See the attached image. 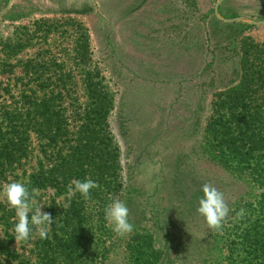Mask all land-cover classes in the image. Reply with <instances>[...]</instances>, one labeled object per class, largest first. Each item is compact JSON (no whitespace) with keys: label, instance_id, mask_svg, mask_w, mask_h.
<instances>
[{"label":"rangeland","instance_id":"374dc122","mask_svg":"<svg viewBox=\"0 0 264 264\" xmlns=\"http://www.w3.org/2000/svg\"><path fill=\"white\" fill-rule=\"evenodd\" d=\"M8 1L0 0V10ZM218 1L13 0L0 15V109L4 100L15 102L5 87L15 96L38 90L36 70H44L50 79L41 82L43 96L60 72L70 87L62 106L72 143L98 130L97 138L106 141L110 135L117 148L107 165V155L96 151L85 167L97 176L94 162L103 165L99 177H104L105 191H90L87 199L74 196L85 200V226L93 241L80 264H146L150 237L161 264H235L233 229L247 224L240 221L253 210L248 203L257 207L263 188L219 160L207 130L217 93L240 79L244 49L251 42L264 43V23L251 22L264 21V0H222L220 16L232 21L216 15ZM92 81L113 98L104 123L97 120L100 108L92 104ZM40 162L48 163L33 132L29 156L0 188L26 184ZM205 183L221 191L229 207L219 231L196 211ZM112 197L129 209L134 227L124 236L105 221L104 208ZM66 198L67 192L38 189L31 202L47 212L52 200ZM0 203L10 208L2 197ZM39 230L33 226L28 240L16 242L33 264Z\"/></svg>","mask_w":264,"mask_h":264},{"label":"trees","instance_id":"16d2710c","mask_svg":"<svg viewBox=\"0 0 264 264\" xmlns=\"http://www.w3.org/2000/svg\"><path fill=\"white\" fill-rule=\"evenodd\" d=\"M87 49L88 42L85 41L84 53ZM242 59L238 82L218 92L213 101L212 120L207 132L219 160L234 173L247 175L263 188L257 207L248 203L250 210H253L245 221H240L247 224L244 227L235 226L233 233L237 238L234 242L237 252L235 264H264V43H249L242 53ZM36 72L38 90L25 89L15 96L11 89L4 88L5 94L15 99V102L4 100L5 104L0 109V185L29 156L31 134L34 132L48 163L40 162V168L30 175L25 184L30 197L35 195L36 190L47 188H54L58 194H64L73 180L78 178L82 181L90 176L98 185L90 191L104 192L107 188L102 185L104 177H99L103 174V165L97 160L94 162L97 176L91 173L92 169L85 167L91 166V160L97 157L93 153L96 151L107 155L106 165L111 161L109 156L117 151L112 138L108 135L104 141L103 136L97 138L98 130H89L88 135L74 139L75 143H72L70 122L62 106V101L70 91L63 73L58 72V81L46 84L50 90L40 96L45 86L41 82L50 78L44 77V70ZM99 84L92 81L89 93L92 104L100 108L97 120L101 123L103 119L104 123L113 98L106 89L100 90ZM89 125L86 124L87 128ZM117 166L115 161V171ZM65 202L54 199L46 208L53 216V222L49 225L46 238L39 237L35 243L36 264H80L84 254L91 250L89 229L85 226V200L73 197L70 206L63 208ZM14 216L13 209L0 203V222L5 226V236L0 237V264H33L31 258L16 246ZM90 241L93 242L92 237ZM147 242L145 247L148 251L152 249V254L146 264H161L162 255L159 250L153 249L151 237ZM148 251L143 248L145 254ZM241 251L245 252L244 257L240 256ZM141 258L139 256L136 263Z\"/></svg>","mask_w":264,"mask_h":264},{"label":"clouds","instance_id":"9594fccd","mask_svg":"<svg viewBox=\"0 0 264 264\" xmlns=\"http://www.w3.org/2000/svg\"><path fill=\"white\" fill-rule=\"evenodd\" d=\"M98 187L91 179L75 180L68 187L67 201L63 208L71 204L76 193L87 199L91 189ZM202 195L198 198L196 211L204 218L210 229L221 230L225 218L228 216L229 207L225 202L224 195L215 186L205 183L201 187ZM0 197L14 210L16 221L14 223L15 241L28 240L33 231V226H40L39 237L46 238V225H51L53 219L48 212L41 210L42 205L34 206L31 202L29 191L25 184L10 182L0 188ZM31 214V215H30ZM129 209L119 198H110L104 208V217L107 226L118 236H124L133 231V224L129 221ZM243 214V210L237 216Z\"/></svg>","mask_w":264,"mask_h":264},{"label":"water","instance_id":"95a60500","mask_svg":"<svg viewBox=\"0 0 264 264\" xmlns=\"http://www.w3.org/2000/svg\"><path fill=\"white\" fill-rule=\"evenodd\" d=\"M12 2H13V0H9V1H8V4H7L2 10H0V15L4 14V13L9 9V7H10L11 4H12ZM221 2H222V0H219V1L216 3V5H215L216 15H217L219 18L223 19V20H226V21H232L231 19H225V18H222V17L220 16V13H219V6H220V3H221ZM239 19H240V18H235V19H233V20H239ZM251 22H252L253 24L264 23V21H256V20H251Z\"/></svg>","mask_w":264,"mask_h":264}]
</instances>
